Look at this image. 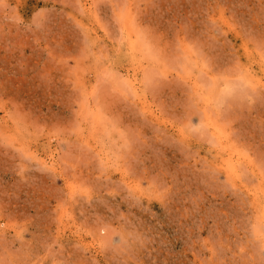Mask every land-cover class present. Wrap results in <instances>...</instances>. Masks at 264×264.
<instances>
[{"label": "rangeland", "instance_id": "1", "mask_svg": "<svg viewBox=\"0 0 264 264\" xmlns=\"http://www.w3.org/2000/svg\"><path fill=\"white\" fill-rule=\"evenodd\" d=\"M0 264H264V0H0Z\"/></svg>", "mask_w": 264, "mask_h": 264}]
</instances>
